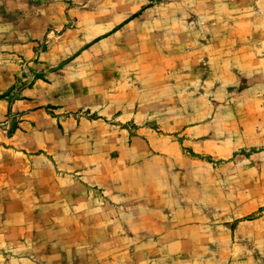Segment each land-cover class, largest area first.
Listing matches in <instances>:
<instances>
[{"label":"rangeland","instance_id":"1","mask_svg":"<svg viewBox=\"0 0 264 264\" xmlns=\"http://www.w3.org/2000/svg\"><path fill=\"white\" fill-rule=\"evenodd\" d=\"M0 264H264V0H0Z\"/></svg>","mask_w":264,"mask_h":264}]
</instances>
